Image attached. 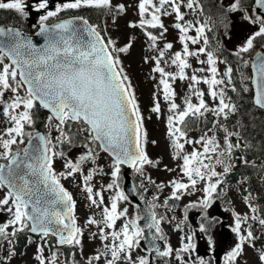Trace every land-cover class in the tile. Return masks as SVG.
Returning <instances> with one entry per match:
<instances>
[{
    "label": "snow or ice",
    "instance_id": "6c2138e0",
    "mask_svg": "<svg viewBox=\"0 0 264 264\" xmlns=\"http://www.w3.org/2000/svg\"><path fill=\"white\" fill-rule=\"evenodd\" d=\"M217 3V19L208 16L201 20L199 16H203V7L200 0H138V23H129V27L144 31L149 47L158 53L151 58L145 57V62L153 60L155 66L152 71L160 75L159 84L170 113L167 129L174 150L172 158L182 161L178 167L182 176L187 178V183L181 180L169 182L171 195L165 199V206L169 199L179 200L183 190H195L197 184L203 182L202 199L186 207L206 210L211 206L214 194L223 193L219 186L224 183L223 177L235 166L230 161L241 145L233 143L232 137L236 136L239 140V133L228 131L218 119L199 138L189 139L187 135L190 121L208 112L227 120L229 114L236 111L231 98H226V87H230L232 92L237 91L232 81L233 68L228 66L221 77L216 65L227 62L216 56L206 34L219 24L225 28L227 35L229 14L239 13L244 21L255 26L233 55L240 59L244 67H248L250 61L243 59V54L254 56L251 60L252 76H241L242 80L250 79L254 85L253 104L264 109V0H252L249 5L251 14L244 0H230L227 5L223 0H217ZM81 8L107 9L113 13V21L117 13L125 11L123 4L114 6L112 0H65L55 4L54 8L50 7V0H33L31 4L28 0H0V9L12 10L23 19H27L30 12L38 13L36 35L43 37V44L38 46L20 30L0 27V114L7 121V126L0 130V190H4L0 197V213L6 211L10 215L7 222L0 224V241L10 244V236L27 230L40 235L42 240L51 235L56 237L59 245L80 246L82 230L75 215L76 202L61 183L62 179L79 174L90 206L101 210V220L89 217L86 223L98 227L99 239L104 243V251L88 257L87 264H94L101 258L105 264H151L147 256L134 258L132 255L141 240L147 239L145 229L150 232L154 229L155 235L148 240V244L157 256L169 257L174 252L167 244L163 251L154 244L156 239H164L160 227L164 217H158L154 211L158 207L155 203L158 197L145 201L143 216L139 213L129 216L128 208L121 210L118 207L121 202L129 200L120 185L122 167L127 166L143 176L145 165L156 167L159 163L150 159L146 152L147 132L143 116L119 57V54L130 50L133 41L129 39L123 46H117V41L106 38L97 26L84 17L48 23L61 12ZM183 8L198 14V18L195 21L186 20ZM165 16H174L172 27L178 31L182 46L170 57V64L176 69L174 72L161 67L173 44L165 43L163 48L157 45L158 39H162L168 31L162 22ZM148 29L162 31L157 36ZM191 31L195 35H189ZM258 38L262 42L260 50L255 49ZM189 44L201 46L191 50ZM201 55L206 59H200ZM189 57L196 58L198 64L207 67L195 68L189 75L186 72L192 68ZM203 72L210 75H197ZM224 78H227L226 85ZM176 80L189 81L190 95L185 97L182 109L174 100L176 93L171 82ZM201 83L207 85V96L214 102L218 101L214 108L209 107L204 99L205 92L197 87ZM243 91H249L246 84ZM192 96L196 97L197 103L192 102ZM153 100L151 112L159 118L161 106L155 95ZM40 109L49 113L45 126L54 128L55 137L50 133L26 132V128H34L36 112ZM217 126L224 134L222 145L214 132ZM209 132L213 134L208 135ZM64 145L70 149L80 147L83 151L73 159L66 152L56 150L57 146ZM185 145H192V151L185 152ZM101 153L110 158L107 175L112 179L101 190L94 191L90 182L94 175L103 172L97 164ZM57 158L63 161L64 171L55 170ZM88 164L96 167L89 168L85 174L84 167ZM217 166H221L223 171L218 172ZM148 182L154 183L150 178ZM104 191L114 193L109 205H105ZM250 199V195L244 196L251 216L233 212L234 226L231 230L237 243L225 255L224 264H237L245 246L257 253L259 264H264V233L257 236L249 223L250 220L258 221L264 227V218L257 214L258 210ZM142 219L145 221L143 227L140 224ZM121 220L117 228V221ZM201 230H204L203 225ZM183 241L182 237L181 247L175 250V259L179 264H187L182 254L194 248L191 236L187 237V243ZM257 241H260L259 248ZM37 252L42 253V248L38 246ZM36 259L38 264H57L55 252L50 258L37 255ZM198 264L208 262L199 259Z\"/></svg>",
    "mask_w": 264,
    "mask_h": 264
},
{
    "label": "rangeland",
    "instance_id": "374dc122",
    "mask_svg": "<svg viewBox=\"0 0 264 264\" xmlns=\"http://www.w3.org/2000/svg\"><path fill=\"white\" fill-rule=\"evenodd\" d=\"M230 0H223L224 5H227ZM137 3L138 0H112V4L119 5L123 4L125 6V11L123 13H117L115 15V20L113 21V13L109 12L107 9L106 15L104 18V32L107 37H111L113 40L117 41V46H123L125 43L132 39V47L127 53L119 54V57L122 61V66L125 70V74H127L130 78L131 84L133 86V90L137 97L141 113L143 116L144 128L147 132V140L146 143V150L148 152L149 158L153 161H158V165L156 167H152L150 165H146L144 167V175L141 176L135 173V176L139 180L140 186L143 185L142 189L147 188V191H144V195L146 200L153 199V197H158L155 200L158 204L162 206L159 207V210L163 215L165 214L164 221L162 222V228H166L168 230L167 238L170 241V244L174 248L181 247V238H184V243L186 242V235L187 231L183 228L185 226V222L179 223V228L176 224L172 225V231L169 230L168 226L166 225V216H174L179 215L180 221H182L183 214L178 212L181 209L182 212L185 210L180 208L181 205H185L187 203L198 202L197 200L202 196V193L195 192L194 194L189 195V193L181 196L180 200L178 201V207L170 211V213L166 212L170 209L168 206H164V198L166 196L171 195V185L170 181L172 180H185L180 172L178 165L182 163L180 160L173 159L174 150L171 147L170 137L168 136V129H167V116L170 114L168 111V103L163 99V92L162 86L159 84L160 75L159 73H155L152 71V68L155 66V62L151 59L146 63L145 57H154L157 56L158 53L155 49H151L149 47L150 42L147 40L146 36L144 35V31L140 28H131L129 27V23H138V11H137ZM219 6V5H218ZM185 9V8H184ZM186 11L189 10L186 8ZM113 11H115L113 9ZM249 14H251V10H248ZM184 12V11H183ZM185 17H188L189 21H195V18L192 15H187L185 12ZM216 20V19H215ZM230 24L227 29V35H225V28L217 24V38L218 41L221 42L220 44L225 50L228 52L233 53L237 47L244 41L247 35L250 34V31L255 27L249 24L247 21H244L241 18L239 13L229 14ZM162 22L165 28L168 31L164 34L162 39H158L157 45L159 48H163L165 43H172L173 48L166 53L164 60L161 62V67H164L166 71L174 72L176 71L175 66L170 64V57L171 54L175 51L181 50V44L178 39V31L172 27L174 23V16H165L162 17ZM152 31L153 34L159 36L162 29H148ZM201 45H191L189 47H193L196 49ZM203 56V55H201ZM200 59H205L202 57ZM192 68L186 70V72L191 75L193 69L206 67V65H200L197 63L196 58L190 57ZM226 65L224 63L219 64L220 73L226 69ZM198 76L204 77L208 76L207 72L197 73ZM225 79V83H227V78ZM172 87L176 93L174 100L177 105L180 106L182 109L184 106L185 97L190 95L188 84L189 81H175L171 82ZM197 87L205 92V84L201 83L197 85ZM158 98V102L161 106V113L159 118H157V114L151 112V108L154 106L153 96ZM227 98V96H226ZM7 99V95L5 96ZM204 99L207 104H211L214 108L216 106V102H214L210 97L207 96L205 92ZM191 100L193 103H197V99L192 96ZM208 112L206 114H209ZM7 126V121L3 118L2 114H0V130H3ZM197 130H205L203 127ZM215 134L217 139L220 141L221 145L223 144V132L220 133L219 127H217ZM205 131H197L196 133L188 135L189 139H197L201 135L204 134ZM51 134L53 137L57 135L54 128L48 130V134ZM212 132H209L208 135H212ZM153 141L155 143H153ZM59 146H57L58 148ZM192 145H185V152L192 151ZM196 147L199 148L197 145ZM58 151V149H56ZM74 149L67 152L70 158H76L78 152ZM97 164L100 168L103 169V172L98 174V178H94L92 180V184L94 181V186L96 189H101L102 186H106L107 183L111 182L110 175H107L109 172V164L110 159H108L104 154H100V158L97 161ZM96 166V165H95ZM55 169L63 170V161L59 158L55 161ZM171 169V171H169ZM216 170L221 172L223 168L221 166H217ZM149 178L154 183H149ZM96 179V180H95ZM187 181V180H186ZM157 185H164L162 188H158ZM193 192V190H191ZM82 192H84L82 190ZM80 189L75 192V196H73L76 207L78 210H75V215L77 218V223L80 225L82 232H86L87 237L85 240L81 241V245L79 249L82 252V256L84 260H87L88 257L95 255L98 251L101 252L102 249V241L99 239L98 236V227L96 225H88L87 219L89 217H93L96 220H101V210L95 208L94 206H90V202L87 200V197L84 193H82ZM108 192L107 197L110 198L114 193L110 191ZM158 195H156V194ZM4 194V190H0V197ZM224 196L229 197V203L225 202L228 209L222 208V217L225 222V225L222 226V241H220L221 237L219 236L221 232V226L217 225L213 228V237L215 240V248L217 249L220 245H222V254L225 253L224 246L226 243L223 242L224 238H228L229 249L230 251L235 244L237 243V238L235 234L231 233V229L234 226V217L233 212L239 215H250L249 209L246 207L245 203L241 199L238 192L234 190L227 191ZM77 209V208H76ZM193 212H190V214ZM130 214V213H128ZM212 215V214H211ZM10 218V215L5 211L0 213V224L7 222ZM103 225H101L102 227ZM225 228V230H224ZM194 229H199L197 224H194ZM11 231V229H9ZM107 231V230H106ZM166 233V234H167ZM96 234V235H94ZM98 245V246H97ZM97 246V247H96ZM257 248L260 247V241H257ZM200 247V246H199ZM1 248V247H0ZM201 248V247H200ZM31 249V248H30ZM30 249L26 251V253L21 256L23 259L15 260L12 255H7L4 248H2L3 255L0 260V264H35L34 261L31 259V253H29ZM202 249V248H201ZM29 253V254H28ZM27 254L29 255L27 258ZM140 255L137 254L136 257ZM203 257V255H202ZM172 260V259H171ZM176 264H179V261L176 260ZM221 264V260L220 263ZM237 264H259L257 259V253L247 246L244 248L243 255L238 258Z\"/></svg>",
    "mask_w": 264,
    "mask_h": 264
},
{
    "label": "trees",
    "instance_id": "16d2710c",
    "mask_svg": "<svg viewBox=\"0 0 264 264\" xmlns=\"http://www.w3.org/2000/svg\"><path fill=\"white\" fill-rule=\"evenodd\" d=\"M251 2L252 0H244L245 7L249 6ZM206 3H209L210 10L219 12L217 1L204 0L203 4ZM79 13L100 29L97 14H100L101 10H81ZM261 43V41H256L255 45L260 46ZM222 58L233 68L232 81L237 89L236 92H232L230 87H227V97H230L231 102L236 105V111L230 113L227 120L222 117V124L230 132L237 130L239 133V140H237V137H232V141L233 143L239 141L242 144V154L237 151L234 157L238 158L237 156L243 155L248 161L247 164L244 162L236 163L228 177L232 182L241 180L246 182V186L248 185L249 190L253 193V196H250V202L257 205L262 216H264V179H256L264 168V161H260L261 157L264 160V114L252 106L250 90L244 92L241 86V74L249 77L248 67H244L240 61H237L238 57L232 54L229 55L223 47ZM243 59L246 60V53L243 54ZM45 117L46 113L38 110L35 119H40L38 120V123H40Z\"/></svg>",
    "mask_w": 264,
    "mask_h": 264
},
{
    "label": "flooded vegetation",
    "instance_id": "af4514ba",
    "mask_svg": "<svg viewBox=\"0 0 264 264\" xmlns=\"http://www.w3.org/2000/svg\"><path fill=\"white\" fill-rule=\"evenodd\" d=\"M64 1V0H61ZM33 0H28V3L31 4ZM9 13V12H8ZM10 14V13H9ZM4 15L2 12H0V19ZM220 218L222 219V213L219 214ZM221 226V232L219 236L221 237L220 241H222V220H219L217 223L213 224L212 227L208 230V236H209V241H211V244H206L203 242L202 244V250L204 252V256L208 257V264H218L220 260H222V245H220L217 249L214 248L212 249L211 247H215V240L213 237V228L215 226ZM152 235H155L154 229L152 230ZM158 240V239H157ZM36 243H40V246L42 248V251L44 253L45 258H50L51 254L53 252L56 253L57 255V264H87V261L84 260L82 256V252L79 249V246H61L58 247L56 246V242L53 238L46 237L44 240L41 238H36L34 239ZM143 241L141 240L140 246L135 249L132 253L133 257L136 258V255L139 254L140 256H147L148 253L146 250L142 248ZM98 246V245H97ZM96 246V247H97ZM104 251V243L102 242V249L101 252ZM194 250L192 249L188 253H193ZM174 253V252H173ZM173 256V254L171 255ZM151 257V256H150ZM216 257V258H214ZM184 259L188 262V259L184 257ZM189 261H192L190 259ZM151 264H157L162 262V257L157 256L156 254L152 255V259H150ZM94 264H105L104 259L101 258L100 261L94 262Z\"/></svg>",
    "mask_w": 264,
    "mask_h": 264
},
{
    "label": "water",
    "instance_id": "95a60500",
    "mask_svg": "<svg viewBox=\"0 0 264 264\" xmlns=\"http://www.w3.org/2000/svg\"><path fill=\"white\" fill-rule=\"evenodd\" d=\"M76 23H77V25H79V21H76ZM24 34V33H23ZM26 35V34H25ZM27 36H29L31 39H32V41H33V43L34 44H37L38 46L39 45H42L43 44V37L42 36H39V35H36V34H33V35H27ZM257 50H260V49H257ZM252 59H254V56H252L251 54H249V61H250V71H251V75H252V70H251V60ZM252 84V83H251ZM252 87H253V90L255 91V88H254V85H252ZM46 111V110H45ZM42 134V133H41ZM26 146V145H25ZM127 180H128V178H127ZM126 192H128V193H130L131 191H132V189H131V186H127L126 187ZM34 234V233H33Z\"/></svg>",
    "mask_w": 264,
    "mask_h": 264
}]
</instances>
